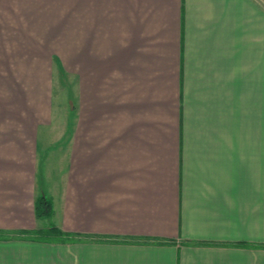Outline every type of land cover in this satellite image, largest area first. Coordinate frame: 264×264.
I'll use <instances>...</instances> for the list:
<instances>
[{
	"label": "crops",
	"instance_id": "0c3cea01",
	"mask_svg": "<svg viewBox=\"0 0 264 264\" xmlns=\"http://www.w3.org/2000/svg\"><path fill=\"white\" fill-rule=\"evenodd\" d=\"M12 3L18 28L76 30L74 129L39 219L42 135L22 113L0 264H264V0ZM50 225L74 242L18 237Z\"/></svg>",
	"mask_w": 264,
	"mask_h": 264
},
{
	"label": "rangeland",
	"instance_id": "374dc122",
	"mask_svg": "<svg viewBox=\"0 0 264 264\" xmlns=\"http://www.w3.org/2000/svg\"><path fill=\"white\" fill-rule=\"evenodd\" d=\"M13 8L12 0H0V158L4 163L25 162L21 150L12 155L10 149L24 142L23 114L30 106L29 116L42 135L36 187L45 193L46 173L57 174L59 166L69 164L73 148L76 30L18 28L21 13ZM51 56L58 61L50 64Z\"/></svg>",
	"mask_w": 264,
	"mask_h": 264
},
{
	"label": "trees",
	"instance_id": "16d2710c",
	"mask_svg": "<svg viewBox=\"0 0 264 264\" xmlns=\"http://www.w3.org/2000/svg\"><path fill=\"white\" fill-rule=\"evenodd\" d=\"M51 199L44 194V192H40L34 201V212L35 216L39 219L48 218L51 214ZM18 237L27 238L30 240H60L61 242H74V234L64 233L60 231L56 226L50 225L48 228L35 230V231H22L19 232ZM9 238V235L0 231V239Z\"/></svg>",
	"mask_w": 264,
	"mask_h": 264
}]
</instances>
